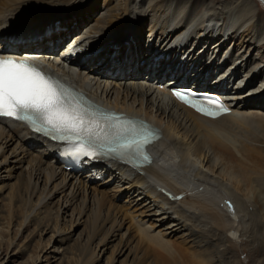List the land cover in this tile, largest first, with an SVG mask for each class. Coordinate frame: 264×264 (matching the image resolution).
I'll return each mask as SVG.
<instances>
[{
    "label": "bare ground",
    "instance_id": "1",
    "mask_svg": "<svg viewBox=\"0 0 264 264\" xmlns=\"http://www.w3.org/2000/svg\"><path fill=\"white\" fill-rule=\"evenodd\" d=\"M155 1L111 0L102 6L103 14L95 24H90L84 17L101 10L99 0H83L82 4L77 0H0V49L3 48V52L22 55L100 106L147 120L159 131V140L153 147L154 159L152 158L145 166L131 167L118 161L99 159L91 165L83 166L79 172H71L64 169V165L57 159L54 144L31 133L21 123L0 118V173H3L2 170L7 172L6 177L0 174V183L10 176L14 177L16 170L23 169L22 165L28 164L25 171L28 172L27 190L33 187L31 192L28 191L31 195L39 193L36 189L44 180L43 192L36 201L39 202L37 204L39 207L45 209L46 218L50 216L48 202L55 198V195L64 194V197H67L65 209L72 207L77 199H80L84 208L81 206L80 210L79 207L78 218L70 222L72 231L79 226L83 217H96L98 211H102L108 204L105 196L111 192L100 187L109 189L115 184L112 192L126 196L132 209L136 207L143 210L140 211L142 219L135 218L134 214H125L127 208L122 210L108 207L101 215V222L108 223L109 227L92 251V261L89 259L91 264L97 263L100 250L105 248L103 251L105 253L109 245L116 241L115 237L119 236L117 233L122 229V221L119 220L118 214H122L124 218L132 217L134 222L131 226L137 227L141 244H151L149 247L153 246L159 257L168 256L172 264H228L229 248L235 245L234 239L240 237L236 240L239 244L247 241L250 236L253 238V231L249 225L252 191L256 192L253 196L262 212L260 213L264 212V203L254 186L256 183L259 191L264 190V179L258 176L260 178L257 177L254 182L252 176L250 177L257 174L254 169L252 170L254 166L250 169L245 162L241 163L248 153L247 146H250L246 142L256 136L260 141L264 138L258 132H255L256 135L251 139L249 135L246 136V145L243 144L239 148L237 146L243 160L237 159L236 151L232 150L236 145L229 147L230 142L226 143L224 140L227 133L231 134L241 129L240 125L257 124L258 128L259 126L263 128L264 103L262 99H256L258 97L256 90L264 85L247 92L245 90L256 84L251 83L253 74H255L253 81L261 79L257 85L264 82V60L251 66L243 77L239 75V71L254 63L253 60L257 57L252 53L250 58H247L249 51L255 46L258 50L264 49V27L259 24L263 16L262 13L253 10V0H202L203 4L198 0H174L176 3L171 0H158L172 3L168 9L162 8L164 4L158 8L157 4V13L164 15L168 11V14L163 21H152L150 28L164 29L165 33L167 29L173 28L174 31H171L173 39H179L181 36L179 32L183 31L186 24L192 23L210 27L214 32L221 31L225 33L226 39L227 35L237 36L239 42L235 46L238 44L244 52L249 51L239 60L233 61L228 71L224 72V76H216L214 73L216 69L213 66L202 71L204 68L191 63L190 55L187 53L182 55L180 50L172 59L171 54H166L168 50L152 51L153 42L147 43L144 56H141L144 57L142 60L144 65L139 64L138 59H133L131 55L121 56L117 49L122 45L117 46L116 51L108 49V52L113 50L110 55L103 54L105 49L100 48L104 51L99 52L98 49L93 54L91 59L94 61L93 64L88 63L90 61L84 62L85 57L89 55L83 49L86 43H91L94 38L95 44L98 42L106 44L110 37L120 32L119 29L116 30L118 26L125 22L136 23L143 19L147 12H152L150 10H153ZM113 3L117 4L112 6ZM173 5L175 6L172 7ZM190 5L196 7L192 11H196L200 5L201 10L197 16L188 11ZM170 11L178 20L184 14L188 15L189 21L186 18L187 23L181 24L178 20H169ZM59 12L63 14L57 15L58 17L71 15V19L53 27V24L61 21L52 22L47 29L44 28V32H33L31 36L23 37L18 36L20 31L14 33L2 31L10 18H20L22 22L25 21L23 25L25 26L45 15L42 13ZM82 23L87 27L84 26L85 30L77 33ZM74 34L75 36H72ZM37 35L39 37L34 39ZM70 36L72 38L69 39ZM135 36L136 34L128 43L123 44L126 45V49L132 46L130 41ZM190 36L195 37L196 32H192ZM112 38L116 39L117 36ZM67 39L69 40L66 41ZM210 43L211 45L216 43L221 48L224 46L218 44L215 39ZM30 44H36V48L30 47ZM181 44L182 41L176 43L178 46ZM184 44L187 48V43ZM61 45L66 47L57 56V48ZM194 47L192 48L196 49L197 46ZM227 52L228 49L226 54ZM96 55L101 57L96 58ZM219 56L227 61L222 67L228 66L226 64L231 61V54ZM261 57L264 58V54ZM86 64L93 66L88 68ZM165 78L170 79L168 81ZM174 81L215 89L225 95L232 109L219 117L198 114L177 103L168 90H165L166 86ZM233 82L234 85L231 87ZM162 85H165V88ZM250 101L254 104L260 101L256 106H262L257 109L248 107ZM255 151L259 157H264V149ZM8 152L10 153L7 154ZM95 181L101 183L96 184ZM61 212L63 213L62 210ZM88 213L92 216L87 215ZM29 217L30 214H26L24 223ZM95 226L93 234L90 233L88 237L90 242L96 238ZM161 227L163 229L159 230ZM64 228L62 226L53 228L54 236L51 240L58 237L62 239L60 243L65 242L67 238ZM179 234H183L184 240L173 242L171 238ZM125 236L126 233L121 236L124 243L127 241ZM184 245L188 247L184 249ZM122 246L112 251L110 254L112 261L108 257L109 264H116L119 262L118 258L125 256L127 250L124 248L125 244ZM220 246H224V249H220Z\"/></svg>",
    "mask_w": 264,
    "mask_h": 264
},
{
    "label": "rangeland",
    "instance_id": "2",
    "mask_svg": "<svg viewBox=\"0 0 264 264\" xmlns=\"http://www.w3.org/2000/svg\"><path fill=\"white\" fill-rule=\"evenodd\" d=\"M99 1L101 2V10H98L97 12L89 14V16L87 15L84 17V19L90 21V24H95L96 20H98L103 14L104 10H102L103 9L102 6H104L107 3H110L111 0H99ZM171 1L173 3H176V1L174 0H171ZM171 1L162 2V1L156 0L155 2H153V10H150L152 12H147L146 16L143 17V19L138 20L136 23L125 22L121 26H118L116 30L119 29L120 32L112 36V37L117 36V38L114 39L110 37V39H108V42L106 44H102V42H98L97 44H95L94 43L95 40L93 38L91 40V43H86L85 47H83L86 54L87 53L89 54L87 57H85L84 62L90 61L88 63L93 64L94 61L91 60L93 57V54L98 49H99V52L104 51V50H100V48L105 49V52H103V54L110 55L113 52V50L116 51L115 48H117V46L122 45V46H119L117 49L118 53L121 56L126 55L127 57H129L131 55L133 59H138L139 64L141 63V65H144L142 61L144 57L141 58V56H144L143 54L146 51L145 47L147 46V43L153 42V46L151 47L152 51L168 50L166 54L168 55L171 54L170 56L171 59L172 57H175L179 52L182 55L187 53L191 57V60H190L191 63H195L201 66L202 68H204L202 69V71H204L209 66H213L216 69V71L214 72L216 76H224V72L226 73L228 71L227 69L229 65L233 61L239 60L242 56L245 55L246 52L249 51L247 50L246 52H244L243 49H240L241 46H238V44H237V47L235 46V44L239 42V39H237L236 35H231V36L227 35L228 39H226L224 38L225 33H222L221 31L214 32L212 31L210 27L206 28L204 26H198V24L196 23H192L191 25L186 24L184 26L183 31L179 32L181 34L179 39H173V37L171 36V31H174L173 28L167 29L166 33L164 32V29L150 28L152 21H163L166 18L168 11L164 15L157 13V11H158V8L162 4H164L162 8L168 9L169 5H171L172 3ZM198 1L200 4L204 3L202 2V0H198ZM77 2L81 4L84 3L83 0H77ZM252 3H253L252 5L253 10L256 13H259V12L260 14L262 13L261 15L263 16V19L261 22H259V24L262 27H264V0H253ZM116 4L117 3H113L112 6ZM157 4H158V8H157ZM175 5H173L172 7H174ZM199 6L200 5H198V8L196 11H192L196 7H193V5H190L188 6V11H191L193 16H197V14L201 10L199 9ZM162 10L163 9H161V11ZM59 13H51V14L42 13L45 15H42L41 17H39L38 20L34 21L35 23L32 22L31 24L25 25V26H23L25 24V21L22 22L20 18H10L9 21L5 24L2 31H5V32L10 31L13 33L20 31L18 36H23V37L31 36L33 32H44V28L47 29V26L50 25L52 22L61 21V22L53 24L52 25L53 27L54 25L58 26V24L71 19L70 18L71 15H66L68 17L62 16V18L58 17L59 15L63 14V12H59ZM183 17H181L182 21L181 19L178 20L174 17V14H172V12L170 11L169 20H174V21L178 20L180 21L181 24H183L184 22L187 23V21L185 20L187 18L189 21V16L184 14ZM84 26H86V24L82 23V27L80 31H77V33L79 32L81 33L82 31H84L85 28L87 27V26L86 27ZM39 27L40 29H38ZM67 29L70 30L71 27H67ZM192 32H196L195 37L190 36ZM134 34H136V36L130 41L132 43V46L126 49V45L124 46L123 44L128 43ZM72 36H75V34ZM72 36L68 38L70 39L72 38ZM38 37L39 36L37 35L34 37V39L35 38L37 39ZM221 37L223 39L222 40L223 44L222 42L218 41ZM69 39H67L66 41H68ZM214 39L215 41H217L218 44H220L221 46L222 45L224 46L221 48L220 46H217L216 43L211 45L210 41ZM178 41H182L183 44H181L180 46L176 45ZM184 43H187V46H188L187 48L184 47L185 46ZM96 45L98 46L96 47ZM194 45L197 46L196 49H194L195 48ZM30 47H33L35 49L36 44H30ZM65 47L66 46L61 45L60 47L57 48V51H56L57 56L59 53H61V51ZM111 48L113 50L108 52L107 50ZM227 49H228V52L226 54ZM178 50L180 51L177 52ZM219 50H220V53H219L220 55L229 56L231 54L232 59L226 64L228 66L222 67L227 61L225 59H222L221 56H219L218 54ZM127 51L128 53H126ZM241 51L244 53H242ZM249 52L250 54L246 55L247 58H250V55L252 53H254V56H257V57H255V59L253 60L254 63L248 64L245 68L239 71V75H242L241 77H243V74L251 66L256 65V63H262L264 60V58L261 57V55L264 54V49L258 50L256 49V46H255ZM95 57L98 58V57H101V55H96ZM187 58L188 57L185 55V59ZM221 63L223 64L221 66H218ZM87 66L88 68H91L93 65L86 64V67ZM254 75L255 74H253L252 76L251 83L255 82L256 84L250 85L245 90V92L249 91L252 88H257V87L259 88L264 85L263 84L264 82L259 83L257 85L258 81H260L261 79H259L258 81H253ZM168 79L169 78H167L166 80ZM238 79L239 78H237V80ZM234 82L231 84V87L232 85H234ZM256 92L258 93V97L256 99L260 98L263 100L262 103H264V99H263L264 98L263 97L264 96V86L259 88L258 91L256 90ZM260 92L262 93L259 94ZM257 104H260V101L259 102L256 101L255 104L250 101L248 104V107H254L257 109L260 106H262V105L256 106ZM262 111H264V109ZM262 124H263V128H261V126H259L258 128L257 124L240 125L241 129H237L234 132H231V134L227 133L226 136L224 137L225 138L224 140L226 141V143L230 142L228 144L230 145L229 147L231 146L235 147L236 145L235 147L236 149L232 148V150L236 151L235 154L237 156V159L243 158L241 153L237 151V146L239 148L243 146V144L245 146L246 143L250 145V146H247L249 148L248 153L246 155L247 158L244 156L245 161L242 159L243 161L241 163L245 162V165L246 166L248 165L247 167L250 169L254 166L252 170L254 169L253 171H255L257 174L250 175V177L252 176L251 178L253 181L254 180L256 181L258 176L264 179V157H261V156L259 157L256 154L257 152L255 151V150L264 149V139L260 141L259 137L257 136L253 138V136L256 135L255 132H258L260 136L264 138V122ZM252 127H256L258 130L256 128H255L256 130L253 129ZM246 136L250 137L249 139L253 138V140L245 143ZM231 144H234V145H231ZM250 148L252 149L254 148V149L250 150ZM9 153L10 152H8L7 154ZM248 157H251V158H248ZM22 167L23 169L16 170L14 177L10 176V178L4 179L2 181L3 183H0V189L2 188L0 190V229H1L0 230V264H91L89 259L92 261V257H91L92 251L95 248L98 241L106 233L109 227L108 223L101 222V215H103L104 212H106L108 207H111L114 209L119 208L122 210L124 209L126 210L127 208L128 210L124 212L125 214L126 213H128L127 215L134 214L133 216L135 218L142 219L141 218L142 215H140L141 214L140 211H143V210H139L136 207L132 209V205L129 204L130 202L126 196H121L119 195V193L117 194V193L112 192V189H113L112 187H115V184H114L111 188H109L110 190L106 187H100L104 191L111 192L109 193V195L107 194L105 196V199L107 200L108 204L104 206L103 210L98 211L97 216L94 218L93 217L92 218L83 217L79 226H76L74 230L72 231L70 230L69 224L75 218L76 219L78 218L79 213H80V211L78 213L79 207H80V210H82V207H83L80 199L79 200L77 199V201L72 207L70 206L68 209H65L66 205L64 206V204H65L67 197H64V194L55 195L54 196L55 198L50 200L51 203L48 202L50 204L48 216L49 215L50 216L46 218L47 214H45L46 212H44L45 209L39 207L37 205L39 204V202L36 201L39 199V196H41L40 193L43 192V189H44L43 186L45 184L44 180L42 183H40V185L36 189V191L38 190L39 193H36L35 195L34 194L31 195L30 190H33L32 189L33 187H30L31 189L29 188L30 190H27L28 182L26 181V175H28L27 174L28 172L25 171L28 167V164H23ZM2 172L3 173H0V174H2L3 177H6L7 176L6 170H2ZM253 176H254V179H253ZM99 183H101V181L96 182V184H99ZM96 184H92V185L98 186ZM256 185L257 184L254 183L257 193L260 194V197L262 198V202L264 203V199H263L264 190L259 191L260 188L257 187ZM92 194L93 193L91 192V195ZM254 194L256 195V192L253 193L252 191L250 195L251 202H250V213H249V218H250L249 225H250L251 230L253 231V235H252L253 238L250 236L247 239V241H243L244 243L241 242L239 244H237L236 240H238L240 237L234 239L235 245L232 246L231 249L229 248V253L227 257L229 259L228 264H264V212L263 214H261L262 212L259 209L258 203L257 202H256L257 204L255 203V197L253 196ZM61 210L63 211V213L61 212ZM26 214H30L29 219L30 218L31 219L30 220L28 219L24 223V217L26 216ZM87 215L92 216L91 213H88ZM121 215L122 214H118L119 220L122 221V229H120L119 233H117V235L119 234V236L115 237L116 241H114L113 243L109 245V248L107 251H105V253L103 252L105 248H102V249L99 248V250L101 249L100 254H99L100 257H99L98 262L95 264H109L110 261H112V258L110 257L111 256L110 254H112V251L119 246L123 247L122 245L124 244H125L124 248L125 250H127V252L125 256H123L121 259L118 258L119 262L116 264H172L168 256H165V258L159 257L158 256L159 253L155 250V248H153V246L149 247L151 244H148V243L141 244L140 237L137 234L138 232L137 227L131 226L132 223L134 222L132 221L133 220L132 217L124 218V216L123 215L121 216ZM59 216H60V219H59ZM94 225H96L95 226L96 238L90 242L88 241V237L90 236V233L93 234ZM57 226H62L66 228V229L64 228L65 233H66V238H67L65 242L60 243L62 239L58 237L57 238L54 237L55 239L53 238L51 240V237L54 236L53 228H56ZM50 227L51 229H49ZM162 229H163L162 227L159 228V230H162ZM130 231L131 233L129 234ZM125 233L127 234V236L124 237L125 239H127L126 243H124L123 238L121 237ZM120 238L123 242H121ZM184 238L185 237L183 236V234H179V235L173 236L171 240L172 241L174 240L175 242H181L184 240ZM222 244L223 243H221V245ZM187 247L188 246L185 247V245L183 246L184 249ZM219 248L223 250L224 246H220ZM108 257H110L109 262H108Z\"/></svg>",
    "mask_w": 264,
    "mask_h": 264
},
{
    "label": "snow or ice",
    "instance_id": "3",
    "mask_svg": "<svg viewBox=\"0 0 264 264\" xmlns=\"http://www.w3.org/2000/svg\"><path fill=\"white\" fill-rule=\"evenodd\" d=\"M0 116L29 122L40 128L45 124L51 125L53 130L62 134L63 139L76 140L80 144L91 145L101 139L92 127L96 121L86 111L69 105L50 78L34 67L15 60L0 59ZM113 128L116 130L117 126L113 125ZM154 135L147 128H120L115 131L117 145L110 151H120V154L124 151L142 153L145 144ZM83 154L90 155L88 152ZM144 159L148 157L145 155Z\"/></svg>",
    "mask_w": 264,
    "mask_h": 264
},
{
    "label": "trees",
    "instance_id": "4",
    "mask_svg": "<svg viewBox=\"0 0 264 264\" xmlns=\"http://www.w3.org/2000/svg\"><path fill=\"white\" fill-rule=\"evenodd\" d=\"M222 40H223V39H222V37H221L218 41H219V42H222Z\"/></svg>",
    "mask_w": 264,
    "mask_h": 264
}]
</instances>
